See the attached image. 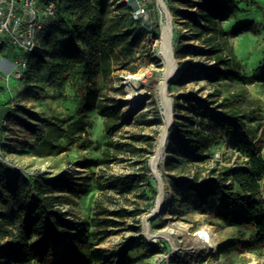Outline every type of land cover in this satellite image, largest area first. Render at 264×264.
I'll use <instances>...</instances> for the list:
<instances>
[{
	"label": "trees",
	"instance_id": "1",
	"mask_svg": "<svg viewBox=\"0 0 264 264\" xmlns=\"http://www.w3.org/2000/svg\"><path fill=\"white\" fill-rule=\"evenodd\" d=\"M105 1L60 0L56 3L54 16L45 19L44 27L36 36L35 51L22 56L27 64L28 57L37 54V42L49 29H54L53 36L61 31L63 61L60 71L65 74V79H82L73 98L77 118L68 124L67 131L10 100L0 105V134L6 122L18 125L34 138L41 150L49 148L42 154L50 155L54 148H58L55 151L58 153L61 148L53 142L61 140L64 135L70 138L84 133L81 114L91 111L101 118L104 133L109 137L98 161L100 168H109L121 161V155L143 153L140 175L115 176L105 185H98L101 195L94 200L91 232L98 242L125 230L118 229L125 219L135 220L144 213L141 209L110 207L111 198L104 191L114 190L118 196L128 195L140 183L148 182L147 159L152 155L156 140V136H138L136 140L145 149L114 140L112 136L130 124V119H121L119 114L124 103L109 99L104 91L114 64L119 60H129L147 36L157 40L158 25L148 31L139 20L132 19L131 8L127 4L116 0L111 7L106 6ZM174 1L192 10L177 12L168 8L183 31H189L188 34L177 33L174 56L185 61L178 63L174 84L184 87L189 82L202 79L213 88L204 97L180 95L178 100L186 107L173 103L175 114L165 145L164 171L169 174L173 186L194 195L200 206L213 201L216 216L228 226L254 229L252 242L264 246V189L261 186L264 155L245 139L244 120L250 115L241 109L245 96L239 92L222 95L219 88L223 82L241 79L240 62L233 54L228 35L221 25L236 10L234 0ZM249 1L262 10L256 0ZM92 10L97 11L96 16L91 15ZM252 29L253 24L246 22L238 27L239 32ZM188 41L201 43L203 47L187 45ZM5 47L13 49L5 43L0 50ZM16 56L20 58L17 53ZM189 56L207 59L211 65H192ZM92 72L98 75L99 84L94 81L87 86L85 80ZM118 90L123 94L121 88ZM154 117V124L159 125L161 119L157 111ZM221 140L231 143L233 140L238 152L237 161L232 162L230 157H214V147ZM80 188V183L64 174L52 177L39 172L29 178L0 162V264H107L116 257L115 264H122L127 256L125 249L106 256L104 251L83 238L81 234L84 231L70 223L69 213L62 210L64 195L77 196ZM156 195V190L151 188V203ZM132 230L137 233L139 227ZM134 242L139 244L141 238L132 239L131 243Z\"/></svg>",
	"mask_w": 264,
	"mask_h": 264
},
{
	"label": "rangeland",
	"instance_id": "2",
	"mask_svg": "<svg viewBox=\"0 0 264 264\" xmlns=\"http://www.w3.org/2000/svg\"><path fill=\"white\" fill-rule=\"evenodd\" d=\"M256 1L262 10H258L249 0H234L236 10L225 22H221L233 54L240 62L241 79L223 82L219 84V88L222 95L239 92L245 96L246 100L242 102L241 109L250 113L244 120L245 139L258 147L260 153L264 155V0ZM163 3L168 12V8L177 12L192 11L189 6L179 1L163 0ZM115 4L116 0L105 1L106 6L113 7ZM69 9L71 10V7ZM91 15L96 16L97 11L92 10ZM161 17L157 1L146 0L145 13L140 20L142 27L148 31L155 25L159 27ZM171 20L175 47L177 33L188 34L189 31H183L178 24L179 21H174L173 18ZM243 22L253 24V29L239 32L238 27ZM53 32L54 29H49L37 42V54L28 57L25 71L19 78L15 71L19 60L16 53L22 57L24 52L18 48L5 47L0 50V105L10 100L44 120L55 122L57 126L67 131L68 124L77 118L73 98L75 91L81 86L82 79L71 81L64 78L65 74L60 71L63 61L60 52L61 31H57L55 36ZM155 41L147 36L134 50L129 60L126 62L119 60L120 63L114 64L104 91L109 99L124 103L119 114L121 119L127 120L128 117L130 119V124L124 125L112 138L131 143L135 148L141 149H145V146L136 140L137 137L156 136L157 139L161 125L153 122L155 111L161 119L158 99L153 91L162 71L160 60L154 53ZM187 45L203 47L201 43L195 41H188ZM188 59L192 65H211L204 58L189 56ZM175 60V65L185 61ZM176 73L178 74L177 70ZM177 74L168 83L173 119L175 114L173 103L178 102L180 106L186 107L185 103L178 100L180 95L204 97L213 88L202 79L179 87L174 84ZM130 76L140 78L135 81L137 87H147V92L141 93L135 102L131 101L127 91V85L134 84V81L126 84ZM61 79L64 80L61 82ZM85 81L86 85L90 86L94 81L99 84L100 80L98 75L92 72ZM119 88L123 94H120ZM81 115L85 125L84 133L74 134L70 138L64 135L61 140L54 141L53 144L61 149L58 153H55L58 148L50 150V155L42 154L49 151V148L41 150L27 131L6 122L4 131L0 134V162L8 163L7 165L29 178L44 172L52 177L64 174L80 183L81 192L77 196L65 194L61 208L69 213V222L78 225L84 231V234H81L83 238L95 245L96 249L104 251L106 256L125 249L127 256L122 264H264V246L252 242L254 229L249 226H228L216 216L213 201L200 206L194 195L173 186L169 181V174L164 171V161L158 170L159 185L148 167V160L152 155L147 159L148 182L140 183L128 195L118 196L114 190L104 191L111 198V204H108L110 207L141 209L144 213L135 220L125 219L123 226L118 228L125 230L112 234L103 242H98L91 235L95 212L94 200L101 195L98 185H105L115 176L140 175L143 153L121 155V161L111 164L109 168H100L98 161L104 143L109 137L105 135L103 122L95 111ZM1 143L4 145L1 146ZM237 154L233 140L232 143L229 140H221L214 147L216 159L230 157L233 162L237 161ZM261 186L264 189V177ZM151 188L157 192L153 203L149 198ZM159 195L161 209L149 219L147 225L151 233L161 236L155 242H150L143 233L142 216L154 207ZM135 226L139 227L137 233L132 230ZM205 226L210 228L215 245L204 248L196 237L197 232ZM137 237L141 238V242L131 243L132 239ZM116 261L117 257L107 264H115Z\"/></svg>",
	"mask_w": 264,
	"mask_h": 264
},
{
	"label": "bare ground",
	"instance_id": "3",
	"mask_svg": "<svg viewBox=\"0 0 264 264\" xmlns=\"http://www.w3.org/2000/svg\"><path fill=\"white\" fill-rule=\"evenodd\" d=\"M157 5L161 10V22L158 27V39L155 41L154 53L157 59L160 60L162 71L161 75L158 78L157 84L154 86V93L158 99V107L160 109L161 115V125L158 137L156 139L153 154L148 160V167L156 182L159 184V168L164 161L165 157V145L168 138V133L170 126L172 124V100L168 95V83L176 75V70H178V65L174 56V47H173V28H172V18L170 13L167 11L163 0H156ZM140 80L139 77L130 76L126 84L134 81V84L127 85V91L129 98L132 102H135L140 94L147 92V87L139 88L135 84V81ZM160 185V184H159ZM161 195L158 196L156 204L154 207L145 215L142 216V225L143 233L147 240L150 242H155L157 238L161 235L153 234L150 232L148 227L149 219L153 218L161 209ZM163 235V233H161ZM196 240L202 244V247H211L215 245V241L212 238L210 228L208 226L203 227L197 232Z\"/></svg>",
	"mask_w": 264,
	"mask_h": 264
},
{
	"label": "built area",
	"instance_id": "4",
	"mask_svg": "<svg viewBox=\"0 0 264 264\" xmlns=\"http://www.w3.org/2000/svg\"><path fill=\"white\" fill-rule=\"evenodd\" d=\"M60 0H0V46L8 44L30 55L36 48V36L44 27L45 19L54 16ZM131 8V17L141 20L146 0H120ZM26 60L20 57L16 63L17 78L25 71ZM8 164V163H6ZM16 168V167H14Z\"/></svg>",
	"mask_w": 264,
	"mask_h": 264
},
{
	"label": "water",
	"instance_id": "5",
	"mask_svg": "<svg viewBox=\"0 0 264 264\" xmlns=\"http://www.w3.org/2000/svg\"><path fill=\"white\" fill-rule=\"evenodd\" d=\"M171 121H173V117H171ZM165 153V152H164Z\"/></svg>",
	"mask_w": 264,
	"mask_h": 264
}]
</instances>
